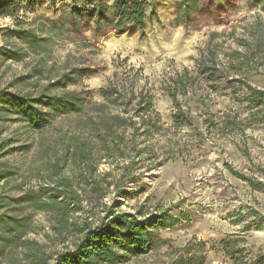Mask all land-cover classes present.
Returning <instances> with one entry per match:
<instances>
[{
  "label": "rangeland",
  "instance_id": "374dc122",
  "mask_svg": "<svg viewBox=\"0 0 264 264\" xmlns=\"http://www.w3.org/2000/svg\"><path fill=\"white\" fill-rule=\"evenodd\" d=\"M201 1L212 5L203 6L199 31L177 24L181 0H152L157 19L143 32L110 35L97 44L52 34L47 56L28 54L21 62L0 57V90L30 97L43 90L51 95L84 90L90 95L80 112L55 116L38 132L0 122V168L17 171L9 184L0 185V193L14 196L20 193L18 188L48 187L56 182L51 167L57 165L62 177L80 182L87 192L84 210L78 211V216L96 223L109 207L140 218L166 212L178 219L176 226L156 230L152 250L128 264H171L187 246L201 250L198 255L204 257V264H233L220 242L239 240L246 225L253 229L238 246L247 250V260L264 251V191L231 174L235 170L252 183L264 181V123L258 114L248 122L249 109L241 103V93L234 90L238 83L228 82L240 77L232 69V61L249 53L250 45L264 40V12L252 8L249 0ZM61 15H69L68 6L59 4L53 9L44 3L33 14L0 18V47L22 48L9 38L8 30L41 31L44 19L57 20ZM82 59L98 71L78 86H51ZM205 59H213L221 72L203 74ZM207 66L213 68L210 62ZM178 77L192 81L186 95L176 91ZM250 80L252 86L264 91L262 75L250 74ZM102 89L108 95L117 90L121 96L103 98ZM174 92L181 110L171 96ZM130 93L145 97L140 115L152 114L160 131L149 135L143 128L137 132L114 126L108 132L106 125L123 111L132 124L136 108L123 102ZM149 98L151 107L146 105ZM180 113L186 119L179 127L175 117ZM135 120L138 128L140 120ZM234 120L244 123L243 128L227 131L225 127ZM75 138L92 145L100 185L118 180L120 190L111 186L103 199L95 198L91 180L83 173L84 164L70 160ZM34 224L38 231L30 237L47 245L50 252L70 244L48 241L53 233L46 215L36 214Z\"/></svg>",
  "mask_w": 264,
  "mask_h": 264
},
{
  "label": "trees",
  "instance_id": "16d2710c",
  "mask_svg": "<svg viewBox=\"0 0 264 264\" xmlns=\"http://www.w3.org/2000/svg\"><path fill=\"white\" fill-rule=\"evenodd\" d=\"M44 3L50 4L53 9L59 4L66 5L69 15H61L57 20L44 19L40 26L41 31L22 27L8 30L9 38L17 40L22 48L0 47V57L3 60L21 62L28 54L40 58L49 55L52 34L65 36L71 41L97 44L110 35L143 32L149 22L157 19L152 0H0V18H18L21 15L33 14ZM249 3L252 8L259 7L264 12V0H249ZM206 4L212 5L201 0H181L177 9V24L184 28L201 30L200 18ZM249 49V53L232 61V69L236 70L240 77L228 82L238 83L234 90L241 93L240 101L249 109L248 122L258 114L260 122L264 123V91L250 83V74L262 75L264 78V40L250 45ZM208 62L213 68L207 66ZM214 63L213 59H205L201 66L202 73L206 74L211 70L221 72L216 69ZM97 71L89 60L82 59L76 66L63 72L51 86L58 89L78 86L85 77ZM210 78L211 81L215 79L213 75ZM191 82L190 79L178 77L175 81L176 91H182V95H186L188 88L192 86ZM100 95L103 98L121 96L117 90L108 95L105 89L100 91ZM126 95L123 99L125 106L136 108V115L131 118L132 124L123 111L106 125L108 132H111L114 126L123 130L131 127L137 132L143 128V133L149 135L160 131L161 126L151 117L152 114L149 113L147 117L140 115L145 97L134 96L133 93ZM89 96L84 90L67 91L61 95H51L43 90L33 97L0 90V122H13L23 125L31 132H38L45 129L49 119L55 116L80 112L89 101ZM171 96L178 110H181L176 92ZM147 100V107H151V99ZM104 106L102 105L103 108ZM135 118L140 120L138 128ZM185 119L180 113L175 117V124L180 127L185 123ZM243 125L244 123L239 124L234 120L225 129L235 132L240 126L243 128ZM247 126H250V123ZM70 160L84 164L83 173L91 180L92 194L96 199H103L111 186L120 190L118 180L108 182L105 186L100 185L92 161L93 147L88 140L74 139L70 145ZM51 170L57 179L48 187L40 186L27 190L18 188L20 193L14 196L0 193V264H128L133 258L144 256L152 250L156 230L174 227L179 223L178 219L166 212L140 218L127 213H117L109 207L105 210V216L94 223L87 216L77 215L78 211L84 210L83 202L88 197L87 192L80 187V182L76 183L71 177H62V168L57 165H53ZM231 174L250 183L255 190L264 191V181L254 180L252 183L251 179L235 170H231ZM16 176L15 169L1 167L0 185L4 187ZM120 193L124 194L121 191ZM36 214L49 218L53 233L47 237L49 242H70L65 249L50 252L47 245L30 237L38 231L34 224ZM255 215H258L257 212ZM252 229L246 225L242 230L244 235L237 238L239 240L224 239L220 242L222 250L233 264H264V251L247 260V250L245 247H239L246 241L245 235ZM200 252V249L184 247L171 264H204V257L198 255Z\"/></svg>",
  "mask_w": 264,
  "mask_h": 264
}]
</instances>
